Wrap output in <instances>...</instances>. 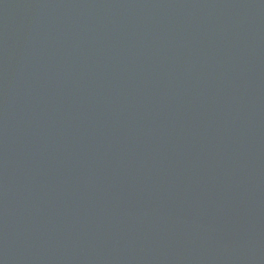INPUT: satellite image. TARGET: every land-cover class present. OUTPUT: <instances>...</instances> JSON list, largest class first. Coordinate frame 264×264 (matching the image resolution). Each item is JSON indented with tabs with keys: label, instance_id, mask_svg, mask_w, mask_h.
Returning a JSON list of instances; mask_svg holds the SVG:
<instances>
[{
	"label": "water",
	"instance_id": "1",
	"mask_svg": "<svg viewBox=\"0 0 264 264\" xmlns=\"http://www.w3.org/2000/svg\"><path fill=\"white\" fill-rule=\"evenodd\" d=\"M0 264H264V0H0Z\"/></svg>",
	"mask_w": 264,
	"mask_h": 264
}]
</instances>
